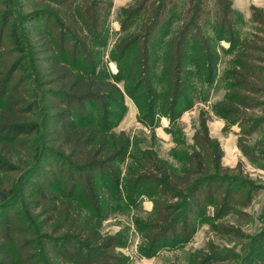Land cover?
<instances>
[{
	"label": "rangeland",
	"instance_id": "1",
	"mask_svg": "<svg viewBox=\"0 0 264 264\" xmlns=\"http://www.w3.org/2000/svg\"><path fill=\"white\" fill-rule=\"evenodd\" d=\"M142 4L144 9L131 16ZM156 14L161 24L153 42L162 40L164 45L188 26V44L197 47L194 38L199 41V48L189 53L187 75L182 76V82H189V102L180 104L173 122L159 110L155 121H144L147 117L125 95L126 110L109 123L110 131H124L131 138L122 155L119 149L107 155L98 145L85 142L69 145L60 135L56 143L49 142L57 136L48 134L40 166L33 164L24 171L27 148L38 136H23L10 158L22 171L2 175L5 186L16 181L22 186L17 187L15 204L0 205V264H264V79L252 81L255 91L247 96L254 107L240 114V123H251L225 121L212 110L225 99L242 48L264 76V0H0L3 52H16L12 61L20 60L23 66L11 89L22 78L23 88L30 84L40 89L36 69L46 66L40 62L44 54L38 53L41 40L36 27L53 38L61 61L68 66L77 61L88 72L84 57L73 55L75 42L68 36L81 38L82 50L102 53L99 71L110 76L119 70L121 40L144 33ZM14 31L21 38L23 54L13 44ZM212 54H217L216 61ZM125 73L123 69L121 76ZM162 78L155 86L160 95L166 93ZM118 85L125 89L123 82ZM40 90L47 114L52 113L47 111L51 105L65 102L60 96L52 98L49 93L55 91L48 87ZM90 106L95 120L101 121L100 102ZM86 108L77 102L62 109L81 125L92 115ZM202 110L210 118L211 139L205 147L199 145ZM53 120L59 131L68 119L60 114ZM99 128L105 125L101 122ZM39 133H47L44 126ZM219 148L223 169L216 172ZM150 161L156 167L162 166L158 162L166 164L167 173L149 169ZM189 170L193 171L190 187L182 183ZM176 175L181 179L173 181ZM93 179L100 184L101 199L91 188ZM199 180L205 182L201 188L196 184ZM92 227L105 241L80 248Z\"/></svg>",
	"mask_w": 264,
	"mask_h": 264
},
{
	"label": "trees",
	"instance_id": "2",
	"mask_svg": "<svg viewBox=\"0 0 264 264\" xmlns=\"http://www.w3.org/2000/svg\"><path fill=\"white\" fill-rule=\"evenodd\" d=\"M145 4L133 9L130 15H136L143 10ZM127 13L125 9L122 10ZM111 10L106 14L110 15ZM160 14H156L153 23L149 25V28L144 33L136 35H128L125 39L121 40L118 46V55L116 63L118 65V73L111 74L113 81L110 76H104L101 74L100 64L103 59V55L100 52L82 50L81 38L68 36L69 40L75 42L73 55L77 58L83 56V62L88 72L81 70L77 61L72 66H68L61 57L58 56L54 40L50 35L43 29L36 27V34L38 40L37 48L40 49L41 54H44L43 58H40L46 68L43 70L36 69V76L39 78L37 87L44 89H52L55 92H50V96L62 97L61 103H54L49 107L52 113L47 114L41 105L45 102V94L40 89L30 86L28 84L26 88H23V84L26 81L22 78L17 84L11 89V84L14 79V75L23 67L20 60L12 61V55L16 52L6 49L3 52V45L0 42V205L5 208L9 205V202L14 204L17 202L19 190L17 187H21L22 183L13 182L7 186L4 184V178L9 174L20 173L21 166H16L10 158L14 157V149L16 146L22 144L23 136L37 135L38 138L27 148V162H25V170L31 169L34 164L35 168H38L41 164L42 157L46 154L47 150L44 147L45 137L50 134L57 136V138L48 140L49 142H57L61 138L65 139L69 145H81L83 142L89 145H98L102 152L110 155L112 152L115 153L118 150V154L122 155L124 150L130 146L131 138L126 132L115 133L110 131L109 123L111 119L121 117V112L126 110L125 95H128L136 104L139 113L147 121L151 118L155 121L158 110L161 115L168 118L173 122L178 118V110L180 104L189 102L188 96L186 95L189 90V82L185 80L182 82V76L187 75L185 73L186 68L189 64V53L193 49L199 48V41L194 38L197 47L191 46L188 38L191 26L185 28L180 34L171 35L166 44L162 45L161 41L153 42V36L156 31V27L161 24ZM155 21V22H154ZM79 22V21H78ZM223 28L225 29V24ZM168 31L164 33L167 34ZM66 36V35H65ZM95 41H98L97 36L92 37ZM43 41V42H42ZM21 38L14 31L13 44L17 48H20V52H24L21 48ZM100 44V43H99ZM100 44V46H104ZM201 47V46H200ZM249 47V46H248ZM242 48V47H241ZM252 48L249 47V50ZM253 50V49H252ZM62 55L67 51L65 44L61 47ZM249 52V51H248ZM245 52V48H242L235 58L237 71L233 72V80L229 83V90L225 96V99L215 104L214 114L224 119L225 121H233L235 123L242 122L240 114L244 113V110L254 107V100H250L247 93H253L254 86L252 81L260 83L263 81L264 76L260 74L261 69L253 66L251 59L248 60L249 53ZM23 54V53H22ZM213 60L216 61L217 54H212ZM42 59V60H41ZM161 69V75L159 73ZM123 69H126L125 76H121ZM258 72V73H256ZM163 77L162 80L165 82L166 93L160 95L156 86L159 78ZM208 82H212V78L207 77ZM123 82L125 89L123 90L118 84ZM22 88V89H21ZM46 91V90H43ZM82 103L87 107L86 109L91 110L89 120L84 119L81 125L74 123L73 114L65 111L64 107H70L74 103ZM100 102L103 108L98 112L101 121L100 124L105 125V128H99V123L94 118V111L91 108L90 103ZM66 103V105H65ZM182 105V104H181ZM42 110L43 113L41 112ZM65 111V114H64ZM119 111V112H118ZM205 110L200 112L199 125L201 138L199 145L205 147L206 142L210 141L209 135V116ZM62 114L66 119L64 126L57 131L53 127H58L54 122V117ZM141 115V116H142ZM245 117V116H243ZM63 118V117H62ZM53 120V121H52ZM83 120V119H82ZM251 122L245 121L240 123L244 126ZM84 124V125H83ZM256 125V124H254ZM45 127L47 133H39L42 127ZM80 126V128H77ZM59 135L61 138H59ZM59 138V139H58ZM54 144V143H53ZM219 147V146H218ZM219 155L216 157V172H220L223 169L221 159L222 151L219 148ZM9 157V160L7 159ZM207 159V166L211 164V160ZM21 161V160H20ZM113 159L109 160L110 163ZM193 160L190 161V163ZM156 162L150 161V168L152 170L162 171L167 173V166L163 162H158L162 166H155ZM200 166H203V160L200 161ZM33 168V167H32ZM33 168V170H35ZM193 171L189 170L188 175L184 178V184L188 183L190 187V176ZM2 175H5L2 178ZM167 177V175H166ZM168 179V177L166 178ZM179 175L174 176L173 181L180 180ZM94 181V182H93ZM91 182V181H90ZM99 182L92 180L91 188L94 186V192H96V198H100L101 188ZM157 182H153V184ZM204 180L197 181V187L201 188L204 186ZM78 188V187H77ZM187 187V191H188ZM191 190V189H190ZM190 190L188 192H190ZM90 192L89 190H86ZM15 194V195H14ZM99 194V195H98ZM14 195V196H13ZM190 195V194H189ZM98 202V200H97ZM6 205V206H5ZM103 205V204H102ZM166 218V217H165ZM167 219V218H166ZM165 219L163 220V222ZM91 236L86 239V243H83L80 248L87 246H101L105 238L101 235L97 228H90Z\"/></svg>",
	"mask_w": 264,
	"mask_h": 264
},
{
	"label": "crops",
	"instance_id": "3",
	"mask_svg": "<svg viewBox=\"0 0 264 264\" xmlns=\"http://www.w3.org/2000/svg\"><path fill=\"white\" fill-rule=\"evenodd\" d=\"M116 1H117V0H116ZM115 3H116V2H114V4H115ZM115 5H116V4H115ZM164 120H165V119H162V122H163V123H165V122H164ZM163 127H165V124H164V126H163Z\"/></svg>",
	"mask_w": 264,
	"mask_h": 264
}]
</instances>
